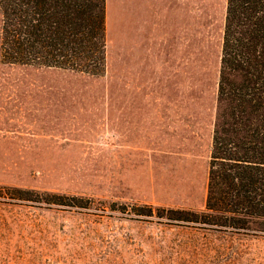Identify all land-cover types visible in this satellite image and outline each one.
<instances>
[{"label":"rangeland","instance_id":"rangeland-1","mask_svg":"<svg viewBox=\"0 0 264 264\" xmlns=\"http://www.w3.org/2000/svg\"><path fill=\"white\" fill-rule=\"evenodd\" d=\"M224 7L105 0L100 76L0 61V264H264V236L155 210L203 207Z\"/></svg>","mask_w":264,"mask_h":264},{"label":"trees","instance_id":"trees-1","mask_svg":"<svg viewBox=\"0 0 264 264\" xmlns=\"http://www.w3.org/2000/svg\"><path fill=\"white\" fill-rule=\"evenodd\" d=\"M0 61L102 75L105 0H0ZM7 189L20 199L84 205L76 194ZM155 210L170 223L264 236V0H225L203 207Z\"/></svg>","mask_w":264,"mask_h":264}]
</instances>
